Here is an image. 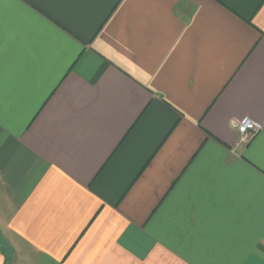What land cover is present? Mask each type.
<instances>
[{"label":"crops","instance_id":"0c3cea01","mask_svg":"<svg viewBox=\"0 0 264 264\" xmlns=\"http://www.w3.org/2000/svg\"><path fill=\"white\" fill-rule=\"evenodd\" d=\"M261 237L264 0H0V264H262Z\"/></svg>","mask_w":264,"mask_h":264},{"label":"built area","instance_id":"2783aa9c","mask_svg":"<svg viewBox=\"0 0 264 264\" xmlns=\"http://www.w3.org/2000/svg\"><path fill=\"white\" fill-rule=\"evenodd\" d=\"M233 125L238 129L239 141L238 144H247L249 143L255 135L263 128L262 125L249 118L245 117L239 121L233 122Z\"/></svg>","mask_w":264,"mask_h":264},{"label":"snow or ice","instance_id":"6c2138e0","mask_svg":"<svg viewBox=\"0 0 264 264\" xmlns=\"http://www.w3.org/2000/svg\"><path fill=\"white\" fill-rule=\"evenodd\" d=\"M258 244L260 245L262 251H264V237H261L260 241H258ZM264 264V262H262Z\"/></svg>","mask_w":264,"mask_h":264}]
</instances>
